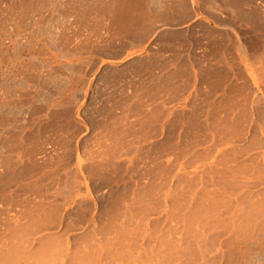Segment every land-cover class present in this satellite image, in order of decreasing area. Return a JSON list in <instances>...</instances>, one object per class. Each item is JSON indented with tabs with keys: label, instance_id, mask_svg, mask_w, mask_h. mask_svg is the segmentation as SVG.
Here are the masks:
<instances>
[{
	"label": "rangeland",
	"instance_id": "1",
	"mask_svg": "<svg viewBox=\"0 0 264 264\" xmlns=\"http://www.w3.org/2000/svg\"><path fill=\"white\" fill-rule=\"evenodd\" d=\"M0 264H264V0H0Z\"/></svg>",
	"mask_w": 264,
	"mask_h": 264
}]
</instances>
